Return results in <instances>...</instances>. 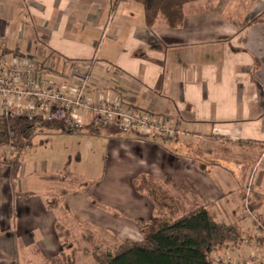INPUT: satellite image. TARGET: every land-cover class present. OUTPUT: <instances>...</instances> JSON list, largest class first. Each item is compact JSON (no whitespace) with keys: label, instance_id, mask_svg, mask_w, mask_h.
Wrapping results in <instances>:
<instances>
[{"label":"crops","instance_id":"crops-1","mask_svg":"<svg viewBox=\"0 0 264 264\" xmlns=\"http://www.w3.org/2000/svg\"><path fill=\"white\" fill-rule=\"evenodd\" d=\"M229 2L192 3L180 27L149 28L144 7L135 2L114 7L113 0H0V45L7 59L54 65L56 81L64 84L74 71L93 65L99 77L94 91L106 89L125 104L175 120L181 132L167 142L83 132L106 140L108 166L98 178L106 189L104 196H92L103 207L82 195L79 188L87 182L63 201L54 195L42 200L34 191H20L10 169L0 168V220L8 221L7 231L11 225L20 230L15 240L0 234L4 256L10 251L16 259L32 248L45 257L63 248L58 233L69 219L81 218L113 241H141L132 220L177 219L200 206L219 222L230 223L233 215L245 241L251 240L253 225L241 216V203L249 181L253 193L264 195V23L239 29L242 19ZM256 210L264 214V201Z\"/></svg>","mask_w":264,"mask_h":264},{"label":"rangeland","instance_id":"rangeland-1","mask_svg":"<svg viewBox=\"0 0 264 264\" xmlns=\"http://www.w3.org/2000/svg\"><path fill=\"white\" fill-rule=\"evenodd\" d=\"M240 1L230 0L228 4L229 6H227L230 8V11L234 12L235 14L238 13L242 19L237 24L243 23V25L241 27L238 25L236 26L239 29H246L242 28L247 24L246 20H255L256 18L264 15V0H260L259 2L258 0H245V4H241V2L243 1ZM260 11L261 14L254 19L249 16L250 12L257 13ZM261 23L263 22H259L256 24ZM39 130L42 131H40V133H37V135L35 136L33 145L26 148L21 156L23 158V164L20 169L18 179V182H21L20 191H34L37 193V198L40 197L42 200H44L51 195L60 198L62 192L71 191L73 187H79L82 182H93L92 185H90L88 188L85 185H81V188H79V190L83 192L82 195L86 197V199L93 198L97 195L104 196V190L106 188H104L103 186L105 185V182H103L102 180L100 181L98 178H101L105 174V170L108 166L105 160L106 140L101 137H90L88 135H83L80 132L72 133L67 131L45 129ZM12 153L13 150L10 147H4L0 150V156H10ZM62 170L63 172L68 173L67 182H59L55 177V175H57V173ZM12 184L15 183H13L12 181ZM250 184L251 192L247 193V189ZM247 185L248 186L244 192V197L241 203V216L243 217V219H246L248 223H251L253 225V228H250L252 238L251 240L249 239L246 241L244 239L245 244L240 246L241 248L239 249V253L236 252L233 255H228L227 253H224L228 252L226 248L220 252V255H216L217 257L214 255L213 257L215 258L216 262H220L222 264H264V252L258 253V250H264V245L260 243H248V241L259 242L262 232L260 233L258 227L264 225V214L259 212L258 210H253V208L251 207L250 199L253 193V186L250 181ZM136 187L140 189L141 185ZM150 187L153 188V185L151 184ZM140 191H142V189H140ZM22 200L29 202L32 199L31 197H24L22 198ZM89 205L94 208L91 203ZM15 215H19V211L16 210ZM118 216L124 217L122 220H127L125 218H131L130 216H124L122 214H118ZM230 217H232V220H230V223L228 224L240 225V223H237L233 215H231ZM166 218L174 219L171 217ZM78 219L79 220L76 219L73 221L72 219H69V222L65 227L70 228L71 231H66L65 227L61 228V223H58V228H61L60 233H58L60 236V244L63 245L64 249L59 246L55 247V252L50 254L46 253L44 257L43 253H38L32 248H28L25 251L20 252L16 259L10 256V251H8L9 254L5 255V257L2 250H0V264H70L72 262H74L75 264H97L94 256V251L97 250L98 255L101 253H113L116 251V247H119L124 242L142 241H134L136 239L132 240V238H128L120 242L113 241L110 237L106 236V234L110 235L108 234L109 232L106 233L102 231V229H96V227L89 222H82L81 218ZM132 221L135 222V224L138 225L140 229L139 230L137 228H134V230L141 232L142 235L143 227L145 226L143 224L150 222H141L140 220ZM7 223V220H0V227H3V229L0 230V234H2L3 238H6V240H10V238L12 240H15L17 232L20 230L17 229L15 231V227H12L11 225V230L7 231ZM240 226L242 230H244V227H242V225ZM62 230L65 231V233L71 232V236L67 238L66 234ZM70 243L80 244L81 250L83 247H85V253L81 251L78 252L77 255H75L71 251L72 248L70 247ZM0 245L2 246L3 242ZM17 245L18 244H16V247ZM61 250H65L64 255L67 259L59 258V260H47L48 258L58 255L57 253ZM63 253L64 251H62L60 254Z\"/></svg>","mask_w":264,"mask_h":264},{"label":"trees","instance_id":"trees-1","mask_svg":"<svg viewBox=\"0 0 264 264\" xmlns=\"http://www.w3.org/2000/svg\"><path fill=\"white\" fill-rule=\"evenodd\" d=\"M199 1L202 0H113V6L116 7L121 2L138 3L144 7L149 28L159 24L178 28L184 22L186 6ZM246 22L247 24L242 28H248L259 22L264 23V15ZM237 25L241 27L243 23ZM1 54L6 53L1 51ZM39 129L67 131L65 123L61 121L44 122L39 117L26 116L0 117V150L4 147H10L13 150L10 156H0V168L6 166L10 169L13 183L19 179L23 164L22 153L33 145L35 136L42 131ZM103 131L88 125L80 133L122 134L114 127H107ZM260 149L264 150V146H260ZM67 180V172L58 175L59 182H67ZM92 183L87 182L82 185L88 188ZM66 192L68 191L62 192L59 202L64 200ZM22 195L30 197V194L17 193L14 197ZM263 201L262 193H252L250 205L253 210L262 207ZM91 202L93 205L103 207L102 203L96 199L91 198ZM143 225L145 226L141 242H124L113 253L98 255V251H94L97 264H222L216 262L213 256L220 255V252L226 248V250L234 247L241 248L240 246L245 244L241 226L217 221L215 214L207 206L197 207L177 219L160 217ZM65 234L68 238V232ZM259 243L264 245V240L260 238ZM70 247L75 255L86 251L85 247L81 250L80 244H71ZM59 258L67 259L64 254H61L47 260H59Z\"/></svg>","mask_w":264,"mask_h":264},{"label":"built area","instance_id":"built-area-1","mask_svg":"<svg viewBox=\"0 0 264 264\" xmlns=\"http://www.w3.org/2000/svg\"><path fill=\"white\" fill-rule=\"evenodd\" d=\"M1 47L0 117L26 116L39 117L44 122L61 121L72 133L81 132L88 125L102 131L114 127L125 135L134 134L143 139L156 137L165 142L174 140L181 133L175 120L125 104L118 95H110L106 89L94 91L99 77L94 73L93 65L85 71H74L72 80L64 84L56 81L60 76L56 66L38 65L29 57L9 60L1 54ZM47 78L52 81H46ZM247 191L251 192V184ZM258 229L264 240V225Z\"/></svg>","mask_w":264,"mask_h":264}]
</instances>
